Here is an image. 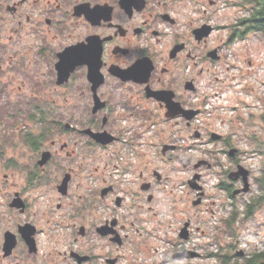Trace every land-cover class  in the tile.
<instances>
[{
	"label": "flooded vegetation",
	"instance_id": "1",
	"mask_svg": "<svg viewBox=\"0 0 264 264\" xmlns=\"http://www.w3.org/2000/svg\"><path fill=\"white\" fill-rule=\"evenodd\" d=\"M228 4L0 0V264H142L165 237L170 173L205 205L214 143L232 164L217 186L232 206L250 193L240 150L199 123L245 40ZM169 225L193 237L191 217ZM175 246L162 264L195 252Z\"/></svg>",
	"mask_w": 264,
	"mask_h": 264
},
{
	"label": "rangeland",
	"instance_id": "2",
	"mask_svg": "<svg viewBox=\"0 0 264 264\" xmlns=\"http://www.w3.org/2000/svg\"><path fill=\"white\" fill-rule=\"evenodd\" d=\"M225 12L229 22L235 21L246 14L242 8L235 6L239 0H228ZM229 87H225L221 95L217 94L218 86L211 91L212 98L205 105V112L199 118V123L211 128L216 133L228 135L231 145L240 150L239 159L252 173L251 191L244 197L232 202L217 186L220 183L219 172L231 167V161L221 153L225 148L223 143H214L210 149L221 162L218 168L204 172V185L208 193L205 205L195 208L196 200L188 196L186 184L188 175L183 172L170 173V179L165 183L167 189H175L172 197H166L164 238L149 237V256L142 264H162V261L174 252L175 248L191 249L202 258L188 261H177L176 264H222L220 258L229 256V264H237V255L264 251V204L256 208L254 214L245 219V203L261 194L256 184L257 177L264 170V37L260 33L250 34L245 40L236 42L229 50ZM227 73V72H226ZM217 87V88H216ZM198 156L202 158L201 153ZM173 198L178 205L175 213L170 210ZM191 207V210H190ZM195 208V209H194ZM232 208L238 210V219L230 226L228 220L232 216ZM178 213V215H177ZM193 219V237L190 240L176 239L173 228L180 220ZM176 229V228H175ZM160 235H162L160 233ZM169 241H172L169 243ZM240 252L245 253L241 255ZM218 254V257L212 255ZM127 264V263H124ZM171 264V263H165Z\"/></svg>",
	"mask_w": 264,
	"mask_h": 264
},
{
	"label": "trees",
	"instance_id": "3",
	"mask_svg": "<svg viewBox=\"0 0 264 264\" xmlns=\"http://www.w3.org/2000/svg\"><path fill=\"white\" fill-rule=\"evenodd\" d=\"M235 6L245 10L246 14L236 20L235 25L236 27L240 26V29L234 32L232 41L237 38L246 39L253 33H260L264 37V0H239V2H236ZM262 120L264 121V115L262 116ZM256 184L261 190V194L255 196L249 203H245V219L250 218L254 214L256 208L264 204V170L262 171V175L257 177ZM238 217V210L235 209L232 216L227 221L228 224H230V226L233 225ZM212 256L218 257V254ZM236 258L237 264H264V251L246 254L244 257L237 255ZM230 261L231 258L227 255L220 258L222 264H229Z\"/></svg>",
	"mask_w": 264,
	"mask_h": 264
},
{
	"label": "water",
	"instance_id": "4",
	"mask_svg": "<svg viewBox=\"0 0 264 264\" xmlns=\"http://www.w3.org/2000/svg\"><path fill=\"white\" fill-rule=\"evenodd\" d=\"M220 138H221L220 136H215L214 137L215 140H219ZM242 170H243V168L240 167L239 168V172L243 175V177L245 179V187H244V190L243 191L246 193V192L249 191V188H250V186H249V179H248V172L245 171V170H243V171ZM237 176H238V174H237ZM198 179H199V177H195L192 182L193 183H196L198 181ZM194 188L195 189H201L202 187L194 186ZM181 238L183 240H187V237L184 236V235H181ZM240 254L243 255L244 253L243 252H240ZM197 256H199V254L196 253V252L185 251V252H183V253H181V254H179L177 256H174L173 258H174V260H184V259H192V258H195Z\"/></svg>",
	"mask_w": 264,
	"mask_h": 264
}]
</instances>
